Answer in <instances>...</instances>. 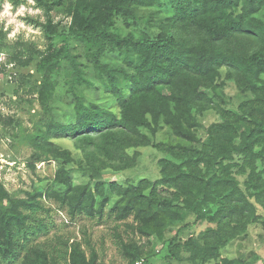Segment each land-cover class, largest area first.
<instances>
[{"label":"trees","instance_id":"1","mask_svg":"<svg viewBox=\"0 0 264 264\" xmlns=\"http://www.w3.org/2000/svg\"><path fill=\"white\" fill-rule=\"evenodd\" d=\"M34 1L47 15L43 29L48 39L63 38L60 47L51 43L42 56L38 71L43 82L34 92L48 105L56 92L52 80L64 73L73 112L65 121L52 115L33 138L42 151L37 161L53 155L73 163L71 153L59 152L48 137L71 139L81 144L96 172L93 187L83 188L61 170L48 188L50 199L67 206L73 220L103 219L115 203L108 216L155 243L169 225L183 223L191 214L203 219L206 206L218 207L214 217L209 211L218 227L208 230L203 247L193 240L185 244L195 248L196 260L203 264L248 235L254 223L264 227V22L259 17L264 0ZM142 9L158 10L160 17L152 14L148 24L157 33L141 29ZM53 11L67 15L70 25L54 24ZM115 57L119 62L112 61ZM223 70L226 80L249 96L237 110L226 107L218 95ZM97 81L111 93L117 110L83 97L81 89L95 87ZM209 89L220 102L205 92ZM208 110H215L219 120L206 126L199 116ZM161 124L182 143L156 142ZM141 147L168 156L159 161L160 179L122 185L99 176V165L114 171L133 168L127 151ZM236 169L248 177L244 190ZM42 195L12 198L0 181V264H98L99 253L87 232L86 248L70 241L64 250L35 243L49 233L38 214L44 209ZM131 218L132 223H124ZM119 230L117 226L115 245L128 264L141 259L149 264L144 246Z\"/></svg>","mask_w":264,"mask_h":264},{"label":"rangeland","instance_id":"2","mask_svg":"<svg viewBox=\"0 0 264 264\" xmlns=\"http://www.w3.org/2000/svg\"><path fill=\"white\" fill-rule=\"evenodd\" d=\"M158 13L157 9L139 11L143 31L149 34L158 32L156 28L150 29L148 26L149 17L152 14L160 17ZM52 17L54 24L61 27L69 26L71 23V19L62 12L53 11ZM259 17L264 22V12ZM46 22L45 11L39 8L34 0H20L19 3L17 0H0V181L12 198L27 200L37 192L43 194L39 204L44 209L39 210L38 214L43 224L48 225L49 233L35 243L50 249L62 247L64 250V244L70 241V244L83 243V248H86L84 232H87L99 253L98 264H128L115 245V228L119 226V232L125 239L131 237L139 246H144V258L149 264H203L201 260H196L195 248L185 247V244L193 240L203 247L208 230L218 227V221L209 218V211H212L214 217L218 207L206 206L203 219H198L197 214H191L183 223L169 225L163 234L155 236L158 237V242L155 243L132 232L131 229L127 230L126 226L119 225L113 216H108V213L114 210L115 203H111L105 209L103 219L78 216L73 220L67 206L63 207L60 202L49 198L48 188L56 177L62 174L61 170L69 172L74 185L83 188L94 183L91 176L96 172L93 169L94 164H90L92 161L81 149V144L71 139L56 140L48 137L49 142L59 148V152L71 153L73 163H63V158L56 159L53 155H49L47 161H37L38 154L42 151L36 149L33 144L36 134L45 129L52 115L65 121L71 119L73 114L72 107H69L70 96L72 97L68 91L69 77L64 73H58L52 80L56 92L48 105L44 106L39 94L34 92V89L40 88L43 82L38 71L42 56L47 54L51 43L55 47L63 44L61 37L52 41L48 39L43 29ZM112 61L119 62V58L115 57ZM221 77L217 80L218 85L222 84L217 90L218 95L227 103L226 107L237 110L249 96L241 93L235 83L226 80L225 70L222 71ZM205 92L210 97L217 98L212 89ZM81 94L89 102L116 109L110 97L111 93H108L98 81L95 87H83ZM216 101L220 102V99L217 98ZM199 117L206 126L219 120L215 110L205 111ZM143 133L152 137L148 130ZM155 140L159 143H182L163 124L157 131ZM127 152L135 162L133 168L114 171L99 165L101 167L99 176L106 182H118L122 185H137L143 179L151 182L160 179L159 161L168 157L167 155L152 147L130 149ZM239 162L242 163L240 160ZM32 165L35 168H32ZM237 170L236 177L244 190V183L248 177ZM260 212L264 214L262 207ZM132 222L131 218L124 223ZM187 224L189 227H186ZM244 260L246 264H264V227L260 222L251 226L248 235L239 237L223 248L220 256L205 264H235L230 262Z\"/></svg>","mask_w":264,"mask_h":264},{"label":"built area","instance_id":"3","mask_svg":"<svg viewBox=\"0 0 264 264\" xmlns=\"http://www.w3.org/2000/svg\"><path fill=\"white\" fill-rule=\"evenodd\" d=\"M133 264H146V261L144 259L138 260Z\"/></svg>","mask_w":264,"mask_h":264}]
</instances>
